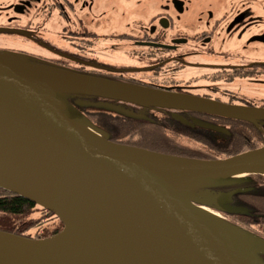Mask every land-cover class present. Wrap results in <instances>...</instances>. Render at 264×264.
Returning a JSON list of instances; mask_svg holds the SVG:
<instances>
[{
  "label": "water",
  "instance_id": "water-1",
  "mask_svg": "<svg viewBox=\"0 0 264 264\" xmlns=\"http://www.w3.org/2000/svg\"><path fill=\"white\" fill-rule=\"evenodd\" d=\"M50 82L74 88L55 92ZM83 97L264 121V109L148 91L0 51V187L63 224V231L41 239L0 231V264H264L263 238L203 211L239 209L217 205L219 196L196 195L264 176V147L207 161L122 145L107 139L79 106L130 114ZM66 212L85 235L67 247L61 242Z\"/></svg>",
  "mask_w": 264,
  "mask_h": 264
},
{
  "label": "flooded vegetation",
  "instance_id": "flooded-vegetation-1",
  "mask_svg": "<svg viewBox=\"0 0 264 264\" xmlns=\"http://www.w3.org/2000/svg\"><path fill=\"white\" fill-rule=\"evenodd\" d=\"M0 51L41 67L148 91L264 109V0H0ZM89 100L114 104L130 114L92 113L79 106L112 142L158 130L167 140L177 139L167 153L160 147L135 146L188 159H195L197 152L190 144L208 151L211 146L233 147L235 132L246 127L192 110ZM251 123L263 129L264 121ZM224 191L230 194V189ZM248 194L258 196L249 203L256 210V224L262 213L255 203L264 193ZM245 197L227 206L241 213ZM222 216L246 229L239 214Z\"/></svg>",
  "mask_w": 264,
  "mask_h": 264
},
{
  "label": "trees",
  "instance_id": "trees-1",
  "mask_svg": "<svg viewBox=\"0 0 264 264\" xmlns=\"http://www.w3.org/2000/svg\"><path fill=\"white\" fill-rule=\"evenodd\" d=\"M85 100H88V97H83ZM236 120V119H232ZM107 122V121H106ZM239 124H245L246 127H243L241 133L239 130L237 136H235V142L233 147H225L218 145L216 147L211 146V150H201V145L197 144H190L197 149L196 160H221L225 158L234 157V155L244 153L245 151L255 150L256 148L264 147V125L262 126V130L258 129L257 125H253L251 122L246 120L240 121L236 120ZM109 125V122H107ZM240 134V135H239ZM103 135L110 139L109 136L104 132ZM239 135V136H238ZM136 138L134 140H127L124 142H119L121 144H128L131 146L139 145L141 147H160L159 151L168 152L169 144L172 141H176L177 139H166L158 130L153 131L152 129H145L136 133ZM178 138H182L178 136ZM233 138V139H234ZM152 144V145H151ZM163 144V147L160 145ZM168 150V151H167ZM201 150V151H200ZM219 193L225 194L226 191L230 189V196L229 199L233 202L236 197L243 195L245 210L241 211V213H223L224 216H236L240 215L242 218L241 220L245 221L244 226L246 231H250L258 237L264 239V195L263 199H259L258 202L255 204L256 207L261 210L262 216H259L261 220L258 222H253L255 220V211L250 208L249 203H253L256 196L248 194L250 191L255 190L256 192L264 193V176L260 174L256 175H248L245 178L239 179L234 184L224 185L223 187H215L213 188ZM231 190H235L231 192ZM210 209L214 210L213 207ZM36 213H41L40 217L33 218L32 216ZM253 215V216H252ZM54 217L53 213H50L43 207H38L30 201L19 197L18 195L15 196L12 193L5 191L0 187V231L11 233L17 236H22L26 238H33V239H41V238H48L52 237V235L59 233L63 230V225L58 223L57 227L53 228L52 231L48 229V227H43L44 225L48 224L47 217ZM257 217V216H256ZM57 221L58 218L55 217ZM41 234L38 236H32V231L41 230Z\"/></svg>",
  "mask_w": 264,
  "mask_h": 264
},
{
  "label": "bare ground",
  "instance_id": "bare-ground-1",
  "mask_svg": "<svg viewBox=\"0 0 264 264\" xmlns=\"http://www.w3.org/2000/svg\"><path fill=\"white\" fill-rule=\"evenodd\" d=\"M50 87L53 91L55 92H62V91H66L68 88H74L73 86L69 85V84H64V83H59V82H50ZM79 87V86H78ZM82 87V86H80ZM114 88V87H111ZM116 91H119L120 93H124L127 94L128 96H130L131 98H138V96L136 94H128V92H124V91H120L117 88H114ZM79 125H81L84 129L90 130L92 131V129H89L88 127H86L85 125H83L82 123H80ZM264 174V173H263ZM205 209L203 208V211ZM209 212V211H208ZM214 214V213H213ZM66 228H68L67 233L63 236L61 242L62 244H65V246H71L76 241L77 239H85V235L84 233L80 230V228L77 226V222L75 220V218H71L69 215L70 213L66 212ZM80 236V237H79Z\"/></svg>",
  "mask_w": 264,
  "mask_h": 264
},
{
  "label": "rangeland",
  "instance_id": "rangeland-1",
  "mask_svg": "<svg viewBox=\"0 0 264 264\" xmlns=\"http://www.w3.org/2000/svg\"><path fill=\"white\" fill-rule=\"evenodd\" d=\"M196 195L200 199H203V198H207L208 199V198H214V197L219 196V199L216 201V203H217V205H220V206L229 205L231 203V200L229 199V194L227 192H225V194H219V192H217V191L213 192V191H209V190H203V192H198V193H196ZM205 210L208 211L207 209H205ZM209 210H211L212 212L214 211V213L219 215L221 218H224L219 211L212 210V209H209ZM211 211H209V212H211ZM40 215H41V213L40 214L36 213L32 217L38 219L40 217ZM47 218H48L47 222H49V223L44 225L43 227H48V229H50L51 231H52L53 228L57 227L58 223H59V225L61 223L60 219H58L59 221H57L55 216L54 217L51 216V217H47ZM224 220L226 221L227 219L225 218ZM61 231H63V230H61ZM41 232H42V229L41 230H37V231H32L31 234H32V236L36 237L39 234H41Z\"/></svg>",
  "mask_w": 264,
  "mask_h": 264
}]
</instances>
